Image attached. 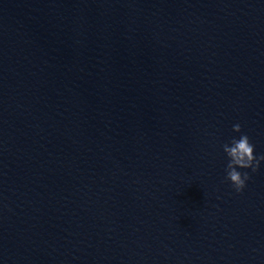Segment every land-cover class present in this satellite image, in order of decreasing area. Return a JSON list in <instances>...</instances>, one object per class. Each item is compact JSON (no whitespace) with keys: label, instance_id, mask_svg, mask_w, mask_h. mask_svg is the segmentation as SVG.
I'll list each match as a JSON object with an SVG mask.
<instances>
[{"label":"water","instance_id":"95a60500","mask_svg":"<svg viewBox=\"0 0 264 264\" xmlns=\"http://www.w3.org/2000/svg\"><path fill=\"white\" fill-rule=\"evenodd\" d=\"M264 0H0V264H264Z\"/></svg>","mask_w":264,"mask_h":264},{"label":"clouds","instance_id":"9594fccd","mask_svg":"<svg viewBox=\"0 0 264 264\" xmlns=\"http://www.w3.org/2000/svg\"><path fill=\"white\" fill-rule=\"evenodd\" d=\"M233 136L222 145L226 157L225 180L230 183L236 193H241L247 187L252 174L257 173L264 166V155L255 152V146L249 136L242 132L241 125H233Z\"/></svg>","mask_w":264,"mask_h":264}]
</instances>
